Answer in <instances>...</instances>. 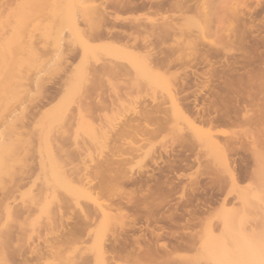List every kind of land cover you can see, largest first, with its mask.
I'll list each match as a JSON object with an SVG mask.
<instances>
[{
	"label": "rangeland",
	"instance_id": "1",
	"mask_svg": "<svg viewBox=\"0 0 264 264\" xmlns=\"http://www.w3.org/2000/svg\"><path fill=\"white\" fill-rule=\"evenodd\" d=\"M261 227L264 0H0V264H247Z\"/></svg>",
	"mask_w": 264,
	"mask_h": 264
},
{
	"label": "bare ground",
	"instance_id": "2",
	"mask_svg": "<svg viewBox=\"0 0 264 264\" xmlns=\"http://www.w3.org/2000/svg\"><path fill=\"white\" fill-rule=\"evenodd\" d=\"M157 3V2H156ZM156 3L154 5H156ZM142 4V3H141ZM161 4V2H160ZM164 4V3H163ZM134 5V4H133ZM137 5V3H136ZM144 5V4H143ZM153 5V7H155ZM125 6V5H123ZM158 6H159V2H158ZM133 7V6H132ZM135 7V6H134ZM144 7V6H143ZM157 7V6H156ZM160 8V7H159ZM123 9V8H122ZM137 9V8H136ZM126 11V10H124ZM128 11V10H127ZM157 11V10H156ZM159 11V10H158ZM127 24V23H126ZM136 25V24H135ZM129 25H127L128 27ZM131 26V25H130ZM130 28V27H129ZM127 28V29H129ZM115 32V31H114ZM115 34V33H114ZM119 34H117L118 36ZM111 37V36H110ZM115 38V37H114ZM235 177V176H234ZM239 178V176H237ZM236 177V179H237ZM231 178L233 180V176L231 175ZM260 232L264 231V229L261 227V230H259ZM264 233V232H263ZM256 235V236H255ZM259 235L262 236L261 233L257 232L254 233V237L245 239L243 241L244 245L241 248V252L239 253L240 257H244L245 256V260L248 262L247 264H264V237H262L261 239L259 238ZM264 236V235H263ZM258 238V239H257ZM260 239V240H259ZM262 240V241H261ZM261 241V242H260ZM222 242H216V244H219V246L221 245ZM239 257V258H240ZM240 260V259H239ZM241 261V260H240ZM216 264H220L219 261L216 262ZM236 264V263H235Z\"/></svg>",
	"mask_w": 264,
	"mask_h": 264
}]
</instances>
